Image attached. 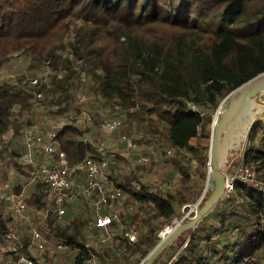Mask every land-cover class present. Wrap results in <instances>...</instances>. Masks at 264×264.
I'll list each match as a JSON object with an SVG mask.
<instances>
[{"label": "trees", "instance_id": "16d2710c", "mask_svg": "<svg viewBox=\"0 0 264 264\" xmlns=\"http://www.w3.org/2000/svg\"><path fill=\"white\" fill-rule=\"evenodd\" d=\"M19 55L29 57L32 68L48 67L49 84L40 82L37 90L55 95L56 105L64 101L61 112L75 89L87 83L105 105L125 111L128 127L137 125L156 138L154 143L183 150L187 160L205 166L207 145L190 140H209L210 111L231 90L264 72V0H0V67ZM31 98L30 89L0 83V136L14 108L23 113ZM190 105L199 111H188ZM80 135L72 123L58 131L59 148L71 161L93 150L94 143H83ZM243 161L256 169L264 164V114L251 127ZM175 164L186 178L187 167ZM37 184L27 202L41 208L46 191ZM118 184L128 200L152 206L150 214L133 218L137 241L112 246L137 254L139 263L174 217L175 204L186 201L129 178ZM71 223L72 229L60 227L50 218L48 227L76 245L74 264H83L82 224ZM7 231H12L9 219L0 212V237ZM166 263L264 264V196L237 183L153 262Z\"/></svg>", "mask_w": 264, "mask_h": 264}, {"label": "built area", "instance_id": "2783aa9c", "mask_svg": "<svg viewBox=\"0 0 264 264\" xmlns=\"http://www.w3.org/2000/svg\"><path fill=\"white\" fill-rule=\"evenodd\" d=\"M80 76L83 78L84 73L81 72ZM29 84L34 88L35 97L40 98L42 92L37 90L40 80L33 78L29 80ZM84 99V96L80 98L74 113L66 112L55 123H42L41 127L38 128L34 125L25 126L21 131L23 149L17 151L16 159L19 164L26 166L28 183H41L44 186L48 196L52 199L53 210L58 217L65 214L64 205L66 203H72L78 199L86 200L89 216L84 225L85 238L82 248L86 254L83 264H100L96 250L102 245L125 246L137 241L139 231L132 221L134 217H138L142 213V209L137 203L127 202L126 194L111 175V167L116 163L120 154L126 157H136L140 163H145L147 157L140 152L136 142V137L141 136L140 130L137 128L132 129L133 136L126 134L120 136V141L126 147L122 152L118 150L116 145L92 141L91 134L87 130V126L91 122V115L90 111L81 103ZM225 105L226 100L223 99L213 121H216ZM189 107L191 109L187 110L190 112L199 111L194 105ZM263 114L264 109L260 110L256 120H263ZM124 119L125 111H113L102 121L100 130L114 132L122 127ZM66 123H72L81 131L80 140L83 143H94L93 150L87 152L78 161H71L65 152L59 148L57 134ZM244 147L245 145L222 171L224 196L233 191L237 183L253 186L260 191L261 196H264V180H259L255 166L243 161ZM173 150L174 147L168 145L164 153L166 155L171 154ZM0 200L7 203L12 219L27 224L31 223L27 213V197L24 191L22 189L13 190L9 181L1 176ZM47 211L44 216H46ZM185 217H189L188 214L184 213L181 217L174 216L157 232V237L159 239L164 237ZM0 240L7 243L8 251V255L0 260V264H37L30 254L33 250L43 248V239L37 229H31L26 243H23L13 231L3 233ZM59 240L56 243L57 248L78 251L75 244ZM23 250L24 252H21Z\"/></svg>", "mask_w": 264, "mask_h": 264}, {"label": "rangeland", "instance_id": "374dc122", "mask_svg": "<svg viewBox=\"0 0 264 264\" xmlns=\"http://www.w3.org/2000/svg\"><path fill=\"white\" fill-rule=\"evenodd\" d=\"M50 76L47 66H41L39 68L30 67L29 57L25 55L14 56L0 67V83L11 82L16 87L30 89L32 93L31 106L29 109L19 114L18 108L15 107L10 118L9 126L0 137V149L2 151L0 157V176L9 181L13 190L18 191L22 189L27 200L38 184L28 183L27 168L26 166L19 164L16 159L17 153L23 149L21 131L25 126L34 125L38 128L41 127L42 123H55L59 121L66 112L71 114L74 113L77 109L78 101L84 96L85 99L81 103H83V106L90 111L91 115V122L88 124L87 130L91 134L92 141L95 143L102 142L113 146L116 145L118 150L122 152L126 147L120 141V136L122 134L131 136L132 129L138 127L135 124L128 127V122L126 121L127 116L125 114L124 123L121 128H118L114 132L100 130V124L102 121L113 111H121V109L105 105L92 92L87 83H84L81 88L75 89L68 109L64 112H61V110H63L61 108L65 107V102L61 101L60 105H56L57 97L50 92L44 90L42 91L40 98L35 97L33 94L34 88L29 84V80L38 78L41 84L46 83V85H48ZM223 98L219 100L217 107L213 111H210L209 106L204 109L205 111L211 112L208 124L209 128H211L213 117ZM256 101L258 104L264 105V90L257 95ZM188 109L191 108L189 107ZM140 133L141 136L136 137V142L140 152L147 157V161L145 163H140L136 157H126L121 154L118 155L116 163L111 167V175L113 179L116 183H119L123 182L125 178H129L132 183L144 185L148 190L162 196L171 194L175 197L184 199L186 203L175 204V216H183L189 208H192L200 200L207 178L208 162L205 163V166H199L195 159L189 158L187 160V154L183 150H173L171 154L166 155L164 150L167 148V145H158L157 143H154L156 138L152 139L147 132L142 130V128ZM190 143L207 145L209 153L210 139L207 141L203 139H191ZM233 157L234 155H231L229 161H231ZM175 162L187 167L189 174L186 178L180 175ZM249 163L256 166L253 162ZM256 173L259 180L263 181L264 164L259 165ZM126 200L128 203H137L134 200H128V198ZM42 201L44 202V205L41 208L32 206L26 201L27 213L31 221L30 224L12 219L7 208V203L2 200H0V212L5 218L9 219L11 230L19 236L23 243H26L29 239L32 228L37 229L41 233L43 248L33 250L30 253L32 256L37 255L35 252H47L48 250L59 252L63 255L68 254L71 250H62L56 247V243L60 241V238L50 230L48 227V220L51 218L53 224H57L60 227L67 226L70 229L74 226L71 222H79L80 224L85 225V221L88 218V204L85 199H78L75 202L73 201L74 203H66V205H64L66 208L65 214L62 217H58L53 210V202L47 192ZM200 205L201 202L198 207ZM138 206L142 209V212H145L147 215L152 211V206L150 204H146L144 207H141L140 205ZM46 211V216H44ZM74 213L78 215V217L73 216L72 214ZM193 213V211L190 212L188 216H192ZM139 226L141 229V225ZM85 230L87 232V229ZM84 238L85 237L83 236V240ZM104 248L107 250V247L104 245L96 250V255L100 264H114V259L108 260V258H102L100 251L102 249L104 250ZM21 252H24V250ZM103 253H105V250ZM7 255V243L0 240V260L4 259ZM35 259H37V257Z\"/></svg>", "mask_w": 264, "mask_h": 264}, {"label": "water", "instance_id": "95a60500", "mask_svg": "<svg viewBox=\"0 0 264 264\" xmlns=\"http://www.w3.org/2000/svg\"><path fill=\"white\" fill-rule=\"evenodd\" d=\"M264 89V72L260 73L231 90L223 99L226 105L210 128V144L207 164V178L200 200L186 212H194L178 222L164 237L147 252L138 264H153L158 255L181 233H189L216 206L225 195L222 171L228 164L230 155L237 154L246 144L251 127L260 110L256 97ZM206 191L209 194L198 207ZM194 207L196 209H194Z\"/></svg>", "mask_w": 264, "mask_h": 264}, {"label": "crops", "instance_id": "0c3cea01", "mask_svg": "<svg viewBox=\"0 0 264 264\" xmlns=\"http://www.w3.org/2000/svg\"><path fill=\"white\" fill-rule=\"evenodd\" d=\"M109 141V139H108ZM117 161V160H116ZM88 204V203H87ZM138 204V203H137ZM139 205V204H138ZM144 207V205H143ZM143 212L141 213V215ZM75 217H78L75 213L72 214ZM176 215V212H174V216ZM88 216H89V208H88ZM80 231L82 234H84V225L81 226ZM85 236V235H82ZM107 250L104 248L100 251V254L103 259L108 258V260H113L114 259V264H138V256L137 254H129L124 250V248L121 250L119 248H113L112 246L108 245L106 246ZM117 247V246H115ZM37 255L32 256L34 261L37 264H74L76 260V252L75 251H70L68 254H60L59 252H55L52 250H48L47 252H35ZM118 256V257H117ZM37 257V259H35ZM117 260V262H116Z\"/></svg>", "mask_w": 264, "mask_h": 264}, {"label": "bare ground", "instance_id": "6f19581e", "mask_svg": "<svg viewBox=\"0 0 264 264\" xmlns=\"http://www.w3.org/2000/svg\"><path fill=\"white\" fill-rule=\"evenodd\" d=\"M263 90H264V89L260 90V92L263 91ZM260 92H259V93H260ZM259 93H258V94H259ZM258 94H257V95H258ZM256 98H257V97H256ZM256 106L258 107L259 110L264 109V105H263V104H258L257 101H256ZM216 120H217V119H216Z\"/></svg>", "mask_w": 264, "mask_h": 264}]
</instances>
